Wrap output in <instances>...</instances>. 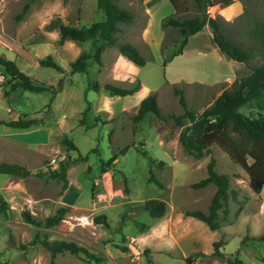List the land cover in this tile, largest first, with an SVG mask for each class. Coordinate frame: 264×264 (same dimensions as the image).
<instances>
[{
    "label": "rangeland",
    "instance_id": "1",
    "mask_svg": "<svg viewBox=\"0 0 264 264\" xmlns=\"http://www.w3.org/2000/svg\"><path fill=\"white\" fill-rule=\"evenodd\" d=\"M116 1L134 13L132 22L122 25L118 39L135 43L145 51L142 52L148 61L140 66V73L130 70L127 63H118L120 52L108 43L102 45V65L91 58L87 73H70V63L82 51H93L92 41L67 39L60 43L58 30H48L45 25L57 16L77 26L91 25L104 17L97 0H0V53L40 81L57 85L60 78L64 80L51 107H47L50 92L9 89L7 77L0 69V119L23 113L44 119L43 124L28 129L0 123V162L19 163L33 172L28 177L0 172V193L9 203V211L0 214V264H49L50 252L42 243H33L37 233L41 239L75 241L101 256L99 264H189L187 257L194 252L204 253L194 256V264H229L228 258L233 256L241 258L244 264H264V187L261 193L254 192L246 170L217 144L199 158L187 152L179 140L182 127L170 117L185 112L174 86L183 89L188 108L200 113L231 83H165L162 62H153L149 46L141 42L148 16L144 0ZM165 2V8L160 5L154 12V20L171 13L172 3ZM245 2V12L238 20L218 21L230 39L254 53L251 64L256 65L264 62V44L249 31L258 22H264V0ZM27 3L29 7L22 13ZM236 8L239 4L231 5L230 11ZM173 35L176 37L177 33ZM164 39L169 42L171 37L166 33ZM195 47L200 48L192 42L186 46L189 50ZM48 55L65 72L43 66L40 59ZM193 69L212 79L227 73L229 64L213 57L195 64ZM94 80L121 87L137 80L141 87L142 80L147 86L143 97L156 94L166 118L149 113L144 120L134 122L142 94L122 96L88 90V83ZM87 100L90 110L85 126L79 121L88 106ZM241 111L256 115V110L248 105ZM64 135L73 138L78 149L63 143ZM233 135L238 138V134ZM243 144L251 147L246 139ZM124 148L126 153L107 163L113 153ZM79 154L88 157L79 158ZM149 157L165 161L162 166L152 167L163 187L149 180ZM73 158L77 159L67 169L68 187L62 192V181L35 175L51 167L52 159L58 166L60 161ZM211 158L216 160L218 172L230 176L231 185L229 211H219L220 227L216 230L184 214L187 209L208 211L217 186L210 183L194 188L192 184L207 176ZM248 160L253 162L250 156ZM231 190L236 191V197ZM149 198L166 201L167 211L162 217H152L138 208ZM61 205L67 211L53 227L29 223L22 214L28 210L44 223ZM102 216L105 221L95 220ZM215 242H219L223 256L214 254ZM97 263L82 252L64 251L55 258V264Z\"/></svg>",
    "mask_w": 264,
    "mask_h": 264
},
{
    "label": "trees",
    "instance_id": "2",
    "mask_svg": "<svg viewBox=\"0 0 264 264\" xmlns=\"http://www.w3.org/2000/svg\"><path fill=\"white\" fill-rule=\"evenodd\" d=\"M175 8V12L162 18V27L168 30L169 42L163 40L161 46V54L163 57L162 65L165 66L176 55L184 52V48L188 43L189 37L201 31L208 23L210 14L208 8L213 5L214 0H170ZM233 0H222L223 4H228ZM98 8L103 11L104 17L101 20L93 22L91 25L77 26L66 23L61 17L52 18L46 23L45 28L48 30L57 29L59 32L60 43L67 39L76 41H92L93 51H82L80 55L70 63V73H87L88 60L94 58L95 61L102 65L103 61L101 53L103 43L115 45L120 54L136 65L143 66L148 61V57L132 42L119 41L118 33L121 32L122 25L132 22L134 13L131 8L121 6L116 0H97ZM29 7L27 3L22 11L26 12ZM183 14V15H182ZM218 32L213 29L212 41L228 58L236 62L237 66L236 79L227 88H224L220 95L206 107L202 112L197 113L188 108L187 100L182 88L174 86V92L179 97V103L184 108V114H171L170 117L174 123L182 127L179 140L185 150L196 157H202L211 151L213 145L217 144L224 149L229 156L238 164H240L249 175V185L256 193H261L264 187V62L253 65L251 60L253 54L245 50L241 46L230 39L223 31L217 18L214 19ZM253 33L264 44V22H258V25L249 31ZM173 33H177L173 37ZM43 66L53 67L58 71L65 72V69L51 55L40 59ZM0 69L7 77V85L9 89L21 87V89L31 92H50L51 96L47 107H51L55 95L61 90L63 78H60L57 85L48 84L40 81L24 71H22L17 62L12 60L3 53H0ZM140 88V81H134L127 87H121L112 83L101 84L94 80L87 85L88 90L106 91L112 95H132ZM8 92V91H7ZM88 106L82 112L80 124L88 126L87 114L90 110ZM250 106L256 110L255 116H249L241 111L244 106ZM152 113L161 119L166 117L162 113V109L158 103L156 94L152 93L144 97L138 108L137 113L133 117L134 122H140ZM0 123L13 128L28 129L34 125L43 124L44 119L30 116L28 113L19 114L15 118L0 119ZM238 134V138L233 135ZM251 143V147L247 148L244 140ZM71 149H78L73 138L64 135L62 138ZM142 154L148 155L146 150H141L139 146H135ZM127 149L124 148L120 152L113 153L107 163L114 162L119 154H124ZM248 156L253 159L249 162ZM79 158H87L88 154H79ZM150 158V176L149 180L156 185L163 187L161 180L152 171L153 165L162 166L164 160H156ZM77 158L64 159L60 161L57 167H48L46 170L35 172V175L45 179H57L62 181L61 192L68 187L67 169ZM216 160L211 158L207 165V176L192 184L194 188L205 187L210 183H214L217 188L208 211L202 209H187L184 214L207 223V225L216 230L220 227L219 211L223 209L228 213V195L230 192V176L227 173H220L215 169ZM0 172L16 175L20 177H28L33 174L29 168L19 163L0 162ZM233 197H236V191L231 190ZM138 208L147 211L152 217L160 218L167 211V203L163 199L149 198L138 205ZM9 211V203L0 193V214H6ZM67 211V207L61 205L56 212L45 219L35 218L30 211L23 210L22 214L25 220L37 226L53 227L58 224ZM97 222L105 221V216L95 219ZM36 240L33 243L40 242L50 252L51 259L49 264H55V258L58 253L69 251L74 254L84 253L88 257L94 258L99 264L102 260L101 256L90 252L86 247L79 245L75 241H67L62 239L49 240L41 239L36 234ZM219 242H215L214 254L223 256V252L218 249ZM204 254L203 252H194L187 257L189 264H194V256ZM229 264H244L243 260L238 256L228 258Z\"/></svg>",
    "mask_w": 264,
    "mask_h": 264
},
{
    "label": "crops",
    "instance_id": "3",
    "mask_svg": "<svg viewBox=\"0 0 264 264\" xmlns=\"http://www.w3.org/2000/svg\"><path fill=\"white\" fill-rule=\"evenodd\" d=\"M222 0H219L218 3H213L212 6L208 8V13L214 19L218 20H238L240 16L243 15L246 8L245 0H233L228 4H222ZM146 12H147V20L145 22V27L141 33V42L145 43L149 46L153 54V62L161 63L163 60L161 54V46L163 40L165 38V34L168 33V30H165L162 27V18L166 15H159L157 20H154V12L157 8H165L166 2L165 0H144ZM171 2V1H170ZM239 4V8H236L234 11H230V6ZM161 5V6H160ZM171 13L175 12V8L173 4L171 8H169ZM169 13V14H171ZM213 37V28L210 24H206L204 28L195 33L194 35L189 37L188 43L186 46L192 42L194 45L200 46V48L195 47L194 50L187 49L186 46L184 48V52L176 55L171 61H169L164 66L165 73V83L173 84V83H188V82H198L203 85L212 86L215 84H226L233 83L236 79V71L235 68L237 66L236 62L232 59L228 58L221 50L214 44L212 41ZM135 44V43H134ZM137 47L145 53V51L137 45ZM213 57L219 58L220 60L225 59L229 64V70L225 74H220L214 76L211 79V76L201 75V72H197L196 69H193L195 64H203L206 59H211ZM127 63L128 68L130 70H134L140 73L141 67L136 65L132 61L125 58L123 55L118 54V63ZM230 84V85H231ZM227 84L224 88L230 86ZM223 88V89H224ZM147 89V86L144 85V82L141 80V87L134 94L140 95L143 91ZM222 89V90H223ZM222 92V91H221ZM144 94L140 97V99L144 98Z\"/></svg>",
    "mask_w": 264,
    "mask_h": 264
},
{
    "label": "water",
    "instance_id": "4",
    "mask_svg": "<svg viewBox=\"0 0 264 264\" xmlns=\"http://www.w3.org/2000/svg\"><path fill=\"white\" fill-rule=\"evenodd\" d=\"M218 1L219 0H214V3H217ZM208 23L212 26V28L214 30H216L218 32V26H217V24H216V22H215V20H214V18L212 16L209 17Z\"/></svg>",
    "mask_w": 264,
    "mask_h": 264
},
{
    "label": "built area",
    "instance_id": "5",
    "mask_svg": "<svg viewBox=\"0 0 264 264\" xmlns=\"http://www.w3.org/2000/svg\"><path fill=\"white\" fill-rule=\"evenodd\" d=\"M0 76H2V75H0ZM55 162H56V160L52 159V162H51L52 163V166H51L52 168H55L57 166Z\"/></svg>",
    "mask_w": 264,
    "mask_h": 264
}]
</instances>
